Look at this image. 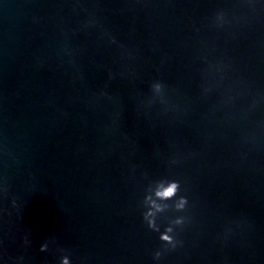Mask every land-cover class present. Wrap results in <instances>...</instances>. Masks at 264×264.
<instances>
[{
	"label": "water",
	"instance_id": "95a60500",
	"mask_svg": "<svg viewBox=\"0 0 264 264\" xmlns=\"http://www.w3.org/2000/svg\"><path fill=\"white\" fill-rule=\"evenodd\" d=\"M263 83L264 0H0V264H61Z\"/></svg>",
	"mask_w": 264,
	"mask_h": 264
},
{
	"label": "clouds",
	"instance_id": "9594fccd",
	"mask_svg": "<svg viewBox=\"0 0 264 264\" xmlns=\"http://www.w3.org/2000/svg\"><path fill=\"white\" fill-rule=\"evenodd\" d=\"M175 190V185L171 186L168 190L165 191V193H163V195H171Z\"/></svg>",
	"mask_w": 264,
	"mask_h": 264
}]
</instances>
